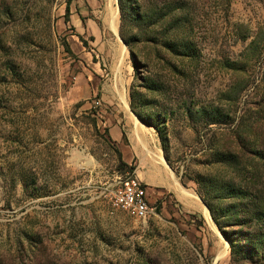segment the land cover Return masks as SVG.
Instances as JSON below:
<instances>
[{
    "label": "rangeland",
    "instance_id": "obj_1",
    "mask_svg": "<svg viewBox=\"0 0 264 264\" xmlns=\"http://www.w3.org/2000/svg\"><path fill=\"white\" fill-rule=\"evenodd\" d=\"M123 6L0 0V264H264V0Z\"/></svg>",
    "mask_w": 264,
    "mask_h": 264
},
{
    "label": "built area",
    "instance_id": "obj_2",
    "mask_svg": "<svg viewBox=\"0 0 264 264\" xmlns=\"http://www.w3.org/2000/svg\"><path fill=\"white\" fill-rule=\"evenodd\" d=\"M115 200L117 206L138 219L144 220L155 213L154 207L148 202L146 188L132 176L124 179L116 191Z\"/></svg>",
    "mask_w": 264,
    "mask_h": 264
},
{
    "label": "trees",
    "instance_id": "obj_3",
    "mask_svg": "<svg viewBox=\"0 0 264 264\" xmlns=\"http://www.w3.org/2000/svg\"><path fill=\"white\" fill-rule=\"evenodd\" d=\"M118 4H119V10H120V19H121V23L123 22L124 20V17H125V13H124V6H123V0H118ZM69 8L68 6L66 7L65 9V13L63 15V18H64V21H68L69 20ZM128 45V43H126ZM130 97V96H129ZM131 99H132V92H131V97H130V106L132 107V110H135L132 106V103H131ZM138 116H140L139 113H136ZM147 124H149L147 121H145ZM163 148V147H162ZM119 165H120V168L123 169L124 171L125 170H128L129 173L133 172L134 169H135V165L134 164H130L128 165L125 161H123L122 159H119ZM205 203L207 204L208 208H209V211H210V214L215 222V224L217 225L218 229L221 231V233L224 235V237L226 239H228L230 241V244H231V247L233 248L234 246V243H233V239H231L230 237V234L228 231L225 230L224 228V225L221 223V221L218 219V217L216 216L215 214V209L204 199ZM239 224L241 226H243V222H239ZM231 248V253H233V249Z\"/></svg>",
    "mask_w": 264,
    "mask_h": 264
},
{
    "label": "bare ground",
    "instance_id": "obj_4",
    "mask_svg": "<svg viewBox=\"0 0 264 264\" xmlns=\"http://www.w3.org/2000/svg\"><path fill=\"white\" fill-rule=\"evenodd\" d=\"M110 1V0H109ZM111 3H112V0H111ZM113 10V9H112ZM118 16V15H117ZM117 21H118V19H117ZM110 22H111V24H112V27H113V30L115 31L116 30V11L115 12H111V16H110ZM123 97V96H122ZM124 98V97H123ZM160 157V156H159ZM160 162L163 164V165H165L166 166V163L164 162V160L161 158L160 159ZM181 191L183 192V194L184 195H190V194H188L186 191H183L182 189H181ZM205 213H206V215H207V217L209 218V213H208V210H205ZM155 213H152L151 214V216L152 215H154ZM211 219V218H210ZM210 219L208 220L209 222H210V224H211V226L212 227H215L214 226V224L212 223V221H210ZM216 229V228H215Z\"/></svg>",
    "mask_w": 264,
    "mask_h": 264
},
{
    "label": "crops",
    "instance_id": "obj_5",
    "mask_svg": "<svg viewBox=\"0 0 264 264\" xmlns=\"http://www.w3.org/2000/svg\"><path fill=\"white\" fill-rule=\"evenodd\" d=\"M159 158L161 159V156ZM160 159H159V161H160Z\"/></svg>",
    "mask_w": 264,
    "mask_h": 264
},
{
    "label": "water",
    "instance_id": "obj_6",
    "mask_svg": "<svg viewBox=\"0 0 264 264\" xmlns=\"http://www.w3.org/2000/svg\"><path fill=\"white\" fill-rule=\"evenodd\" d=\"M119 37V36H118ZM121 40V38H119ZM122 41V40H121Z\"/></svg>",
    "mask_w": 264,
    "mask_h": 264
}]
</instances>
